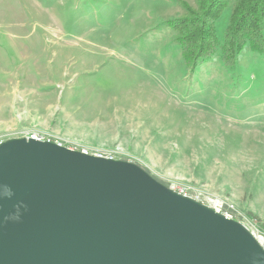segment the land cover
Returning <instances> with one entry per match:
<instances>
[{"label":"rangeland","instance_id":"rangeland-1","mask_svg":"<svg viewBox=\"0 0 264 264\" xmlns=\"http://www.w3.org/2000/svg\"><path fill=\"white\" fill-rule=\"evenodd\" d=\"M179 1L195 6L0 0V142L37 132L135 163L264 235V103L250 100L252 90L264 97V57L246 52L234 71L216 59L203 97L204 77L188 75L166 27L184 14Z\"/></svg>","mask_w":264,"mask_h":264},{"label":"water","instance_id":"water-1","mask_svg":"<svg viewBox=\"0 0 264 264\" xmlns=\"http://www.w3.org/2000/svg\"><path fill=\"white\" fill-rule=\"evenodd\" d=\"M0 264H264V248L135 163L23 137L0 143Z\"/></svg>","mask_w":264,"mask_h":264},{"label":"trees","instance_id":"trees-1","mask_svg":"<svg viewBox=\"0 0 264 264\" xmlns=\"http://www.w3.org/2000/svg\"><path fill=\"white\" fill-rule=\"evenodd\" d=\"M195 6L179 1L184 14L166 22L172 32L171 41L179 47L182 59L192 80L199 73L202 85L199 93L206 97L214 75L209 67L216 59L226 70L234 71L243 55L250 52L264 57V0H194ZM224 38L217 34V25L229 12ZM238 75L233 77L238 82ZM251 92V105L264 103L261 94ZM197 92H194L195 94ZM192 94V95H193ZM194 97V96H193ZM243 103L236 100L235 104ZM253 113L255 109H248Z\"/></svg>","mask_w":264,"mask_h":264},{"label":"built area","instance_id":"built-area-1","mask_svg":"<svg viewBox=\"0 0 264 264\" xmlns=\"http://www.w3.org/2000/svg\"><path fill=\"white\" fill-rule=\"evenodd\" d=\"M28 138H33L35 140H38V141H45L46 139L41 136L39 133L35 132V133H31L27 136ZM1 143V142H0ZM82 152H84L85 154H91L89 153L87 150H83ZM92 155H95V156H99V157H103L102 154H99V153H96V154H92ZM232 209L234 207H231ZM217 212L218 213H222V209H217ZM226 217L228 218H231L232 219V216L230 214H224ZM255 235V234H254ZM255 237L257 238V240L259 241V243L262 245V247L264 248V235H255Z\"/></svg>","mask_w":264,"mask_h":264}]
</instances>
